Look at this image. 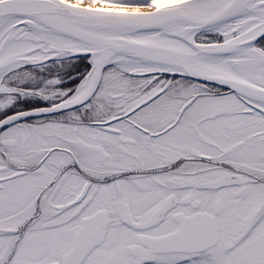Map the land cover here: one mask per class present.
<instances>
[{"label":"snow or ice","instance_id":"6c2138e0","mask_svg":"<svg viewBox=\"0 0 264 264\" xmlns=\"http://www.w3.org/2000/svg\"><path fill=\"white\" fill-rule=\"evenodd\" d=\"M0 264H264V0H0Z\"/></svg>","mask_w":264,"mask_h":264}]
</instances>
